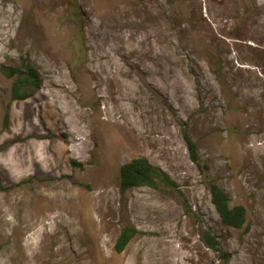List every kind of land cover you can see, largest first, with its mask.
<instances>
[{
    "label": "rangeland",
    "instance_id": "374dc122",
    "mask_svg": "<svg viewBox=\"0 0 264 264\" xmlns=\"http://www.w3.org/2000/svg\"><path fill=\"white\" fill-rule=\"evenodd\" d=\"M72 1L0 0V264H264V0ZM183 131L248 231L221 224ZM138 157L178 187L121 197Z\"/></svg>",
    "mask_w": 264,
    "mask_h": 264
},
{
    "label": "trees",
    "instance_id": "16d2710c",
    "mask_svg": "<svg viewBox=\"0 0 264 264\" xmlns=\"http://www.w3.org/2000/svg\"><path fill=\"white\" fill-rule=\"evenodd\" d=\"M68 6L76 9L75 3L72 0H69ZM27 72L28 75L23 78L20 75L16 76L11 89L13 100H24L28 96L27 90L32 89L33 87L32 70L27 67ZM215 76L216 78L219 77L217 72H215ZM182 137L191 162L198 169L199 174L204 177L210 195L211 204L218 215L221 224L225 227L243 230L244 232L248 231L249 226L246 221L245 209L241 205L230 207L229 199L224 190L210 180L208 165L201 161L195 143L185 131H183ZM159 185H164L165 187H171L173 189L178 187L168 174L159 167L152 165L145 157L132 159L121 165L119 168L118 187L121 197H124L126 192L130 189L140 187L156 188ZM138 234L139 232L132 225L127 223L121 228L118 237L116 238L114 250L117 253H121L127 244ZM201 239L208 249L217 253L218 258L221 261L227 262L229 254L220 248V245L214 236L204 231L201 233Z\"/></svg>",
    "mask_w": 264,
    "mask_h": 264
},
{
    "label": "bare ground",
    "instance_id": "6f19581e",
    "mask_svg": "<svg viewBox=\"0 0 264 264\" xmlns=\"http://www.w3.org/2000/svg\"><path fill=\"white\" fill-rule=\"evenodd\" d=\"M60 89V88H59Z\"/></svg>",
    "mask_w": 264,
    "mask_h": 264
}]
</instances>
